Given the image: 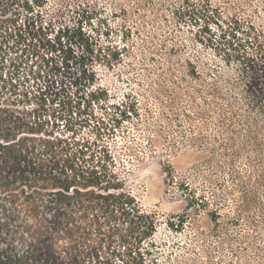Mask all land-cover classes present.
I'll return each instance as SVG.
<instances>
[{
	"label": "trees",
	"instance_id": "16d2710c",
	"mask_svg": "<svg viewBox=\"0 0 264 264\" xmlns=\"http://www.w3.org/2000/svg\"><path fill=\"white\" fill-rule=\"evenodd\" d=\"M20 1L29 14L47 4V0H0V41L7 45L22 38L31 52L32 41L27 43L31 33L8 17ZM148 1H133L137 21H130L126 7L120 9L119 17L118 12L115 15L122 21L125 42L136 35L147 45L149 23L154 40L164 23L176 30L188 25L193 43L212 51L223 66L210 68L189 55L184 57L172 32L166 31L161 50L152 48L143 64H131L130 69L148 71L153 62L156 79L150 91L160 109L171 112L166 122L182 138L172 141L175 150L185 145L205 148L209 172L229 170L232 183L241 181L243 168L245 181L240 187L247 199L251 187L264 186V25L245 18L241 8L211 0H181L179 7L156 11L147 19L141 7ZM160 1L164 8L169 0ZM262 13L264 18V9ZM93 19L99 21L98 29L88 31L83 20ZM43 26L33 23L35 37ZM111 32L103 13L93 9L78 26L60 28L46 43L36 40L40 47L34 44L32 55L46 50L42 64L49 68L39 72L44 83L38 91L40 109H23L21 115L8 104L0 105V264H160L154 239L157 219L142 210L127 188L119 153L113 152L102 135L91 142L70 127L58 133L60 122L95 118L97 109L120 112L114 127L98 131L107 130L111 138L119 130L128 132L126 124L138 123L142 112L138 97L128 94L125 102L116 105L98 82L97 64L113 70L131 53L129 45L102 44ZM184 98L187 107L181 111L178 105ZM43 108H48L45 113ZM185 123L189 126L186 135ZM102 125L103 120L99 121ZM70 132L72 137L67 136ZM124 152L135 156L131 149ZM216 158L222 160L217 164ZM205 178L208 190L190 191L198 211L212 204L207 193L214 181L211 175ZM210 216L217 221L221 213L214 209ZM254 249L262 261L258 264H264L262 250L257 245Z\"/></svg>",
	"mask_w": 264,
	"mask_h": 264
},
{
	"label": "rangeland",
	"instance_id": "374dc122",
	"mask_svg": "<svg viewBox=\"0 0 264 264\" xmlns=\"http://www.w3.org/2000/svg\"><path fill=\"white\" fill-rule=\"evenodd\" d=\"M133 1L135 0L131 2L127 0H47L43 9L35 7V14L27 13L22 7V1L11 8L8 17L17 20L21 30L23 28L27 33H31L27 43L32 41V45L29 52L30 49H26V46L22 44V38L10 40L7 45H2L4 42L0 41V105L8 104L21 115L23 109L27 111L40 109L38 91L44 83L40 82L39 75L42 70L48 71L49 68L45 63L42 64V56L47 54L46 50L41 49L40 54L32 55L34 44H38L36 40L46 43L47 39L55 38L60 28L78 26L88 10L99 9L112 30L109 37L102 39V44L118 48L129 45L131 49V53L125 56L122 63L113 70H107L97 64L99 85L108 91L111 102L116 105L125 102L128 94L136 95L141 103V117L138 123L132 122L125 125L128 132L122 134L119 130L116 136L111 138L106 135L107 130H102V134L98 131L101 130L100 127L105 129L114 127L120 112L115 109H97L95 118L87 120L85 116L80 121L75 117L67 121L69 123L60 122L58 133L68 132L67 128L70 127L78 133V137L91 142L99 141L102 135V140L109 143L113 152L117 153V156L119 153V168L127 188L136 197L142 210L157 219L154 239L158 247L160 264L262 263L254 246H259L264 253V186L255 184L249 189L246 199L240 187L245 181L243 168L240 170L241 181L232 183L228 175L229 170L209 172L205 148L196 149L185 145L176 151L172 141L175 139L180 141L182 138H178L179 136L171 130L176 129L175 126L172 124L169 126L166 122L170 119L166 116L171 112L167 113L165 109H160L150 91L156 79L153 76L155 69L151 66L153 62H150L148 71L140 69V72L136 73L130 69L131 64H143L144 59L150 57L152 48L155 51L161 50V40L165 37L166 31L172 32L173 39L179 44L184 57L189 55L203 61L205 66L210 68H222L223 65L219 63L212 51L193 43L192 30L188 25L176 30V27H172L173 25L164 23L158 32L159 37L154 40L150 38L153 34V25L149 23L148 28L145 29L148 36L144 38L148 41L147 45L142 44L141 38H137L136 35L132 40L125 42L123 34L125 30L122 21L117 17H119L120 9L126 7L130 12V21H137L136 16L133 15L136 14V4ZM180 1L164 2L163 8L160 0H149L148 4L141 9L146 12V17L149 19L156 11L160 13L164 9L167 11L168 8L170 12L179 7ZM211 1L216 5L224 4L226 7L227 4V7L241 8L246 12L245 18L264 25L262 15L264 0ZM37 11L40 12V16ZM117 12L118 16L115 18ZM83 21L88 31L92 28L98 29L97 19L91 22ZM33 23L38 27L42 25L46 27L39 36L35 37V33L31 32ZM25 24L29 27L28 29L23 27ZM34 37L35 40H33ZM169 39L172 40V38ZM170 44L171 42H167V45ZM48 57L51 58V54H48ZM178 106L181 111H185L186 99L184 98ZM47 109L43 108L41 111L45 113ZM101 120L104 121V125L99 126ZM184 125L186 135L189 133V126L187 123ZM197 125L201 127L202 123L197 121ZM68 135L72 137L73 133H67ZM125 149L135 151V156L132 157L128 152H124ZM216 160L218 164L222 159L216 158ZM167 161L171 166V174L165 169ZM206 175H211L214 181V188L207 193L212 204L209 209L198 211L193 207L190 191L196 188L208 190L205 184ZM250 195H252L251 198H249ZM248 200L251 205L247 203ZM214 209L221 213L217 221L212 220L210 216ZM244 237L249 239L244 240ZM263 253H261L262 257H264Z\"/></svg>",
	"mask_w": 264,
	"mask_h": 264
}]
</instances>
